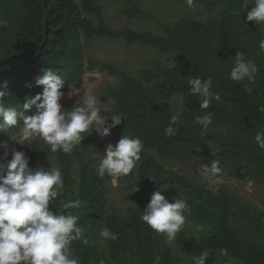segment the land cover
Masks as SVG:
<instances>
[{
    "label": "trees",
    "instance_id": "obj_1",
    "mask_svg": "<svg viewBox=\"0 0 264 264\" xmlns=\"http://www.w3.org/2000/svg\"><path fill=\"white\" fill-rule=\"evenodd\" d=\"M186 2V0H183ZM241 0H194L192 15L184 14L174 22L157 19L138 0H126L117 13L127 19L154 20L153 31L136 32L128 28L110 29L101 18L96 0H0V84L7 82L9 95L5 104L23 111L26 96L43 91L35 85L42 69L51 68L62 76L65 92L78 82L83 70L80 36L84 39L119 38L125 44L147 47L157 55L171 54L173 64L154 62L137 69L135 74L101 66L110 75L120 78L118 86H107L102 95L111 99V108L103 114L119 115L130 138H139L152 154L141 151L138 172L122 177L125 188L133 194H161L171 203L183 197L189 205L186 222L200 227L198 241L181 233L175 239L181 252L192 264V256L209 251L205 264H264V230L260 225L263 213L248 217L252 229L261 240L239 237L229 220L235 215L236 198L226 189L213 191L207 186L187 182L180 175L163 168L160 159L190 160L201 153L206 160H219L224 172L236 181L254 179L264 184V149L255 144L257 130L264 129V55L259 41L264 39V26L246 20ZM86 15L97 18V23ZM237 51L245 54L259 69L256 81L233 82L229 73ZM213 78L212 91L220 93L208 109H201V98L190 91L189 78ZM251 92L245 91V87ZM173 101L175 104L173 105ZM73 107L68 106L66 110ZM35 111L33 107L28 115ZM180 114L173 125L176 133L165 134L172 115ZM211 113L212 124L204 129L195 124L197 116ZM72 152L52 153L40 139L25 145L8 146L9 156L15 148L29 158V167H52L53 157L62 171L65 188L62 200L80 199L79 224L86 229L85 239L74 242L75 255L81 264H174L171 249L162 234L141 221V212L148 203L139 201L126 205L121 212H108V194L112 176L99 175L90 152L95 142L88 137ZM7 134H0L6 144ZM4 150L0 148V156ZM72 158L78 169L77 187H72ZM137 183L138 191L133 192ZM55 211L56 204L50 205ZM109 228L118 234L116 241L107 240L106 249L97 242L100 231ZM221 249L228 255L221 257Z\"/></svg>",
    "mask_w": 264,
    "mask_h": 264
},
{
    "label": "clouds",
    "instance_id": "obj_2",
    "mask_svg": "<svg viewBox=\"0 0 264 264\" xmlns=\"http://www.w3.org/2000/svg\"><path fill=\"white\" fill-rule=\"evenodd\" d=\"M75 1V0H74ZM189 6L194 0H186ZM246 10V20L264 26V0H241ZM8 21L0 19V26H7ZM260 54L264 55V39L259 41ZM259 69L245 54L237 51L233 59V67L229 79L233 82L247 80L249 84L256 81ZM64 79L51 68L42 69L35 78V85L42 86L43 91L35 96H26L23 111L18 112L11 104H5L4 98L9 95L7 82L0 84V134L12 129H19L14 137L16 145H25L33 139H40L50 146V151H62L67 154L90 135L93 130L102 137L110 135L112 128L118 126L122 117L113 115L111 123L105 126L106 119L101 116L100 100L95 95L80 99L71 110L62 107L60 101L64 97L61 91ZM188 84L193 94L201 98L199 107L208 109L213 100H220V93L212 91L213 78H189ZM251 92V88L245 87ZM35 111L28 115L32 108ZM212 114L197 116L194 123L207 129L212 124ZM180 120V114L172 115L169 126L165 128L167 136H173L176 129L173 125ZM94 126L95 129H94ZM255 144L264 149V129L257 130ZM4 150L0 156V264H81L75 255L74 242L85 239V231L80 226V210L83 201L66 200L57 204L65 188L62 171L59 167L46 170L41 166L29 167V158L22 151L11 150L6 144H0ZM144 144L141 139L123 135L115 144L106 146L99 163V175L126 177L136 169L141 160ZM206 174L213 176L222 172L219 160L209 165H202ZM138 191L137 183L133 192ZM161 190L155 191L142 211L140 219L158 234H165L168 241H174L177 234L186 224L184 213L189 205L183 197H175L169 202ZM56 204V210L50 205ZM202 230V229H198ZM104 240L116 241L118 234L105 227L100 231ZM219 255L227 256V249H221ZM209 251L199 256H192V264H205ZM103 264V262H101Z\"/></svg>",
    "mask_w": 264,
    "mask_h": 264
},
{
    "label": "rangeland",
    "instance_id": "obj_3",
    "mask_svg": "<svg viewBox=\"0 0 264 264\" xmlns=\"http://www.w3.org/2000/svg\"><path fill=\"white\" fill-rule=\"evenodd\" d=\"M80 0H75L79 2ZM126 0H96L101 6V18L103 22L112 30H119L128 28L136 32L153 31L154 20L142 19H127L120 16L117 11L124 6ZM141 6L149 13L154 15L157 19L168 23L174 22L184 14L192 15L194 9L183 0H138ZM91 22L97 23V18L92 15H86ZM81 58L83 61V70L80 73L78 82L72 84L65 92L64 97L60 101L62 107L67 109L68 106L74 107L80 99L88 95H95L103 104L101 107V116L108 119L105 126L111 123V117H107L103 112L111 108V99L102 95V91L107 86H118L120 78L110 75L101 64H107L118 72L127 74H135L137 69H144L149 67L154 62L163 64H173L176 59L171 54L157 55L155 52L147 47L137 44H125L119 38L108 39L105 37L84 39L80 36ZM175 102L173 101V105ZM96 126H94L95 129ZM19 129H12L7 134V146L14 145V137L18 135ZM88 135V134H87ZM123 135H126L123 126V119L121 123L112 128L110 135L102 137L95 130L91 132L88 137L94 138L95 142L90 152V159H93V166L96 170L99 168L100 160L104 154L106 146L109 144L115 145ZM35 140V139H33ZM30 140L26 143H30ZM149 154H152L150 149L145 147L142 149ZM164 169L176 173L183 177L187 182L195 185L207 186L213 191L219 188L226 189L237 200L235 207V215L230 218L229 224L235 233L247 240L260 241L261 237L257 234L248 222V217H253L256 213H263L260 225L264 230V184L254 179H247L244 181H236L229 177L223 167L222 172L213 176L206 174L202 165H209L212 162L198 153L190 160L185 159H160ZM48 162L51 167H58V162L50 157ZM70 178L72 180V187H77L78 169L76 160L72 158V165L70 170ZM111 187L108 194L109 209L108 212H121L126 205H132L136 202L143 201L150 202L152 194H133L125 188V181L122 177L112 176L110 181ZM62 200V195L57 198V204ZM201 229L197 225L186 222L182 230L179 232L187 238L198 241L201 235ZM162 237L168 243L174 257V264H187V257L181 252L180 248L174 241H168L165 234ZM100 249H106L107 240L101 236L98 238Z\"/></svg>",
    "mask_w": 264,
    "mask_h": 264
}]
</instances>
